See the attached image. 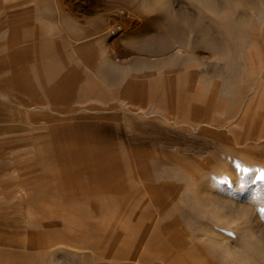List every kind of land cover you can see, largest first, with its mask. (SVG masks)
Listing matches in <instances>:
<instances>
[{"label": "rangeland", "instance_id": "1", "mask_svg": "<svg viewBox=\"0 0 264 264\" xmlns=\"http://www.w3.org/2000/svg\"><path fill=\"white\" fill-rule=\"evenodd\" d=\"M0 264H264V0H0Z\"/></svg>", "mask_w": 264, "mask_h": 264}, {"label": "bare ground", "instance_id": "2", "mask_svg": "<svg viewBox=\"0 0 264 264\" xmlns=\"http://www.w3.org/2000/svg\"><path fill=\"white\" fill-rule=\"evenodd\" d=\"M172 21V20H171ZM191 25H193V24H191ZM177 27V25H175L173 22H170V21H168L167 22V29H168V31H169V33H173L174 34V32L173 31H175L176 32V30H175V28ZM190 27V26H189ZM194 26H192V28H193ZM200 27V26H199ZM201 28V27H200ZM199 29V28H198ZM172 31V32H171ZM192 31V30H191ZM205 38V37H204ZM203 41H205V40H203Z\"/></svg>", "mask_w": 264, "mask_h": 264}, {"label": "crops", "instance_id": "3", "mask_svg": "<svg viewBox=\"0 0 264 264\" xmlns=\"http://www.w3.org/2000/svg\"><path fill=\"white\" fill-rule=\"evenodd\" d=\"M24 25H25V24H24ZM24 25H23V26H24ZM23 26H22V27H23ZM19 29H20V30H19L20 33H21L22 31H25V30H22L21 27H20ZM168 32H169V31H168ZM161 48H162V44L159 43L158 45H155V44H154V45L151 47V50H160Z\"/></svg>", "mask_w": 264, "mask_h": 264}]
</instances>
